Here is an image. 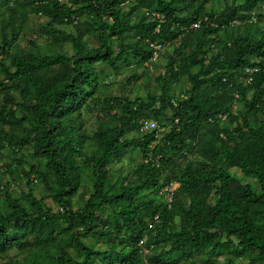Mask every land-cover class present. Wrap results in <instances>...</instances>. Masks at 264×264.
<instances>
[{
  "label": "trees",
  "instance_id": "16d2710c",
  "mask_svg": "<svg viewBox=\"0 0 264 264\" xmlns=\"http://www.w3.org/2000/svg\"><path fill=\"white\" fill-rule=\"evenodd\" d=\"M209 1L0 0L8 26L32 12L45 18L40 34L51 46L44 54L39 47L11 51L20 31L15 25L0 38L5 80L0 94L7 92L0 106V153L11 149L14 158L4 166L21 173L28 185L22 200L5 193L0 203V256L29 245L24 264H164L197 255L204 256L202 264H216L220 256H226L225 264L238 259L264 264V121L250 123L251 116L264 114V28L255 26L256 31L224 43L219 39L220 32L264 24V0H232L219 13L205 11ZM188 3L194 8L181 15ZM124 4L130 9L123 11ZM136 11L148 16L136 17ZM198 22L200 27L192 29ZM66 25L75 34L58 29ZM85 36L95 37L97 47H88ZM127 36L132 42L124 43ZM178 39L165 73L156 79L159 95L109 99L108 106L121 107L120 115L91 138L85 136L81 111L102 87L96 67L115 71L120 63L143 65L152 56L150 43L164 44L165 51ZM115 41L120 44L116 54ZM65 44L71 55L57 50ZM206 45L218 51L207 56L211 46ZM183 79L188 91L171 99L170 86ZM237 102L243 109L233 112ZM168 111L169 128L162 137L158 130L139 140L124 139L139 131L141 120L158 123ZM27 148L31 161L19 157ZM129 148L140 151L141 163L132 178H123L126 182L112 181L110 166ZM175 160L183 163L178 171ZM231 168L254 179L257 191L233 176ZM31 176L49 190L59 206L56 212L32 195ZM85 180L91 191L74 209ZM171 184L177 188L167 203L161 190ZM156 215L159 224L150 230ZM60 232L68 235L66 245L57 240ZM90 238L108 248L94 250L82 240ZM69 244L77 258L67 251Z\"/></svg>",
  "mask_w": 264,
  "mask_h": 264
},
{
  "label": "rangeland",
  "instance_id": "374dc122",
  "mask_svg": "<svg viewBox=\"0 0 264 264\" xmlns=\"http://www.w3.org/2000/svg\"><path fill=\"white\" fill-rule=\"evenodd\" d=\"M232 0H210L204 6L206 12H215L219 13L225 5H230ZM194 8L191 3L187 5L181 6V15H185L186 12L191 11ZM130 9V6L124 4L122 6L123 11H127ZM148 16L147 13L141 11H136L134 16ZM133 16V17H134ZM8 18L7 13L0 11V38L1 35H9L10 30L14 26L15 29L20 28L19 35L17 41L12 46L11 51H17L19 53H25L27 51L35 50L36 47H39V51L41 54L48 52L50 49L49 40L46 39L45 36L40 34V29L43 27L45 23V18L38 17L34 15V13L27 14L26 19L21 22V18L12 26H8L5 24V20ZM85 17L79 19V21L85 20ZM255 26L260 29L264 28L263 23L257 24H244L239 27H236L232 30H227L225 32H220L219 39L222 43L230 41V39H234L239 36H243L248 32L256 31ZM59 30L63 31L66 34H75V29L70 26H61L58 27ZM84 41L87 46L90 48H96L98 43L95 37L93 36H85ZM134 41V40H133ZM132 42V38L127 36L124 40V43ZM180 44V40L178 39L172 47L167 48L165 51L159 53V57L156 61L149 63L148 66L137 65L135 62L130 63H120L117 70H112L106 65H98L96 70L99 73L100 81L102 82V87L100 92L96 95L95 100L86 104L81 111V119L83 122V131L84 135L91 138L94 133L107 127V125L112 124L114 119L117 118L121 113V107L113 106L112 108L107 105V101L112 98L119 99L121 101L128 100L134 101L135 99L146 100L147 97L158 96L159 95V83L156 81L157 77L163 75L165 73V65L167 64L168 58L171 56L173 49L177 48ZM113 51L114 54L118 53L120 50V44L118 41L113 42ZM211 45H206V48ZM57 50L61 52H65L68 55L72 54L71 48L68 44L58 46ZM192 47L190 48V51ZM218 51L217 46H211V48L207 52V56L212 55L213 53ZM5 65L8 66V61H5ZM5 82L4 75L2 70H0V83ZM8 84V83H7ZM6 84V85H7ZM189 89V82L186 79H183L180 83L173 84L169 88V96L171 99H180L181 95H185L184 93ZM12 95L17 96V92L12 91ZM7 97V92H3L0 94V106L3 100ZM242 105L238 102L234 104L231 108L233 112L238 110H242ZM171 116V112L166 113V118L157 124L160 125L159 129V137H162L164 133L169 128V122H167L168 118ZM264 121V114H257L256 116L250 117L251 125H254L257 122ZM163 130V131H162ZM143 133L139 131H134L128 134L124 139H141ZM93 141L86 142V148L88 151L91 149ZM21 152V153H20ZM19 157H25L27 161H31L26 155V153L30 152V149H23L20 151ZM14 158L11 149L4 148L0 153V186H4V191L0 193V203L4 201V194L8 193L13 198H17L22 200V196L28 192L27 179H25L21 173L12 172L6 170L4 165L9 164ZM142 154L138 149L129 148L126 150L123 158L116 163H113L109 170L108 175L112 181L118 182H126L124 179H129L134 176V169L141 163ZM195 161H199L197 157H195ZM35 164L44 165L43 161H35ZM183 163L180 160H175L173 164V170L178 171L182 168ZM26 167V166H25ZM43 169V167H42ZM229 172L239 179L244 184H247L253 189L257 191L258 185L256 181L252 178L244 177L239 170L236 168L229 169ZM124 178V179H123ZM30 181H32V195L41 200L45 205L50 207L53 212H56L59 208L57 203L52 200L50 197L49 190L44 186V184L31 176ZM47 181L49 184H53V180L50 176L47 175ZM83 183H86L82 188L79 189L78 194L74 197L73 207L76 209L78 206H81L82 203L88 198L89 192L91 191L90 181L85 180ZM57 240L61 245H66L68 242V235L65 233H59L57 235ZM87 242L88 245L93 247L94 250L104 251L108 248V244H105L103 240H95V239H82ZM143 242V241H142ZM69 247H66L67 251L71 256L77 258V253L75 249L69 244ZM165 246V245H164ZM163 246V247H164ZM162 246L156 248L153 253L157 254L161 251ZM29 245H23L20 248L14 247L8 250L6 253L0 256V264H24V258L27 255ZM168 247L164 248L167 249ZM148 254V251L144 253ZM150 254V253H149ZM148 254V255H149ZM147 255V256H148ZM204 256L197 255L192 259L180 260L178 257L174 258V260L165 259L164 264H202V258ZM226 256H220L216 258V264H225ZM236 264H259L251 259H238L236 260Z\"/></svg>",
  "mask_w": 264,
  "mask_h": 264
},
{
  "label": "built area",
  "instance_id": "2783aa9c",
  "mask_svg": "<svg viewBox=\"0 0 264 264\" xmlns=\"http://www.w3.org/2000/svg\"><path fill=\"white\" fill-rule=\"evenodd\" d=\"M205 20V19H204ZM252 21H254V19H252ZM200 27V23H195L191 26L192 29H198ZM149 48L152 51V56L151 58L144 63L145 66H148L149 63H152L153 61H156V59L159 57V53L162 52L165 48L164 44L161 43H150L149 44ZM257 69H246V73L250 74L252 72H256ZM251 81L250 77L246 78V83H249ZM172 103H174V101H172ZM140 132L142 133H147V132H151V131H158L160 128L158 126V124L155 121L152 120H146L143 119L140 122ZM177 188V184H171L170 186H166L161 190V193L165 196V198L167 199V203H170L172 200V193L173 191ZM159 224V216H154L153 219L149 222L148 224V228L150 230H153L156 225ZM146 253L147 250H144Z\"/></svg>",
  "mask_w": 264,
  "mask_h": 264
},
{
  "label": "clouds",
  "instance_id": "9594fccd",
  "mask_svg": "<svg viewBox=\"0 0 264 264\" xmlns=\"http://www.w3.org/2000/svg\"><path fill=\"white\" fill-rule=\"evenodd\" d=\"M140 130V129H139Z\"/></svg>",
  "mask_w": 264,
  "mask_h": 264
}]
</instances>
